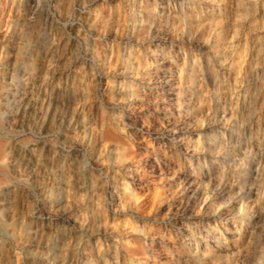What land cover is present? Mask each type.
<instances>
[{"label": "bare ground", "instance_id": "bare-ground-1", "mask_svg": "<svg viewBox=\"0 0 264 264\" xmlns=\"http://www.w3.org/2000/svg\"><path fill=\"white\" fill-rule=\"evenodd\" d=\"M16 1L0 0V173L11 124L40 76L41 92L64 106L43 134L57 130L64 139L90 123L126 177L123 207L132 215L109 228L108 213L98 207L94 219L85 201L71 214L56 191L45 250H28L25 264H100L83 231L103 236L105 264H264V0H55L63 26L54 28L49 0H25V14L13 19ZM37 10L45 15L29 39ZM68 20L79 23L67 30ZM59 75L62 84L50 87ZM55 157L66 178L77 174L70 199L81 203L83 166ZM105 176L109 185L111 171ZM158 201L164 207L155 210ZM42 204L41 213L49 211ZM29 232L24 247L35 243Z\"/></svg>", "mask_w": 264, "mask_h": 264}, {"label": "rangeland", "instance_id": "rangeland-1", "mask_svg": "<svg viewBox=\"0 0 264 264\" xmlns=\"http://www.w3.org/2000/svg\"><path fill=\"white\" fill-rule=\"evenodd\" d=\"M24 1L25 0H17L15 2L14 10L12 11L13 19L25 14V12H23L25 9ZM59 2H60L59 5L61 6L65 4L64 0H61ZM49 3H50L48 5L49 8L46 9V14L50 16L51 19L50 24H52L50 25L51 28H54L55 26H63L62 23L63 19L58 18L59 15L57 16L55 15L54 4L56 5L57 1L49 0ZM19 12L21 15L18 14ZM42 12H43L42 10H37L35 12L28 26V27L32 26L30 27L31 30L30 28L27 27L26 38L31 39L32 37H34V33H36V30L38 29L39 25L43 20L42 19L44 17L43 15H45V13ZM52 20L54 21V23L52 22ZM72 22L74 24L79 23L78 21L68 20L67 22L68 25L66 24L65 26L67 30H70L68 26L72 25L73 24ZM62 59H63L62 65H65L67 61L66 55H64ZM38 77L40 78V76L37 77L35 76L33 78V80L35 79L34 80L35 82L33 81V87L31 88V92L34 93L32 100L25 98L23 107L21 109L23 114L21 113V111H20L21 114L19 113L16 114L17 115L15 116L16 119L14 120L13 125L11 124V127L15 129L14 131L15 134L7 137V142H8L7 144H9V147L7 145L8 153L6 154V158L8 160L7 172L5 174L0 173V178L2 179L1 181H3V183H5L6 185V192H4L3 195L0 194V199L5 198V200L7 199L9 201V203L5 204L6 206L0 204V264H25V259L28 250L34 252L45 250V239L47 236L46 234H48L46 233L45 223L49 221L51 222L55 221L53 198L56 191L62 190L63 196L66 195L65 197L66 199L64 198V200L65 202L69 200V202L66 203L68 204L69 213L71 214L74 213L76 209L77 211L79 210L80 204L83 206V203L85 201L86 202L88 201L87 205L89 210V216H92L94 219H97V216L99 215L95 211L100 212L99 209H102L105 213H108L109 218L113 219V222L108 224L109 228H112V225L115 227V223L117 224L121 223L124 218L128 217V219L132 220V215L126 212L125 208L123 207L124 206L123 201L125 200L126 202V200H128V198H125L126 196L123 191V183L126 182L125 181L126 177L122 174L121 169L117 168V166L115 165L116 162L111 161L110 164V161L105 154L106 148L99 141L100 140V138H98L99 136L97 134H96L97 136L91 135V133L89 132L91 128L90 123H88L85 126L86 128L85 131L80 125L77 126L75 130H70L69 131L70 137L64 136V139L62 135H60L61 133L58 132L57 130H53L52 134L51 133L43 134V132L46 129L45 127H48L47 125H49V127L53 125L52 126L53 129L56 127L55 113H57L59 109H63L64 106L62 103H60L61 99L60 100L58 99V101L56 102L54 101L53 103V98L51 97L52 98L51 99L50 95H48L47 93L43 94V92H41L40 85H38L37 83L39 82ZM98 78L99 80L101 79L99 81V87L101 90H104L107 86V84H105L106 79L102 75H98ZM62 82H63L62 75H59L58 77L51 79V81H49L50 87L52 88H55L56 86L59 87V85H61ZM35 83L37 84L38 87H35L36 86ZM37 92L38 94L39 93L40 94L38 95ZM43 100L44 102H42ZM86 106L88 105L83 106L84 108L82 107L83 108L82 110L80 109L81 111L80 114L84 119L88 118L90 115L88 112H86L85 109ZM28 108L30 110H28ZM17 117L21 119H18ZM18 120L21 121L19 122ZM23 121L25 124L23 123ZM17 123L19 124V126ZM43 123L46 124L44 125ZM14 124L17 125L15 126ZM24 125L25 126L28 125V127L27 126L25 127ZM80 131L82 132L80 133ZM0 133H2L1 130ZM54 138L56 140H54ZM55 146L59 148L57 149V147ZM57 151H59L60 153L59 152L57 153ZM61 153L63 155L68 156L66 157L67 161L72 160V163L74 162L73 163L74 165L76 163L81 164L84 168V172H85L84 175L87 182L84 184V186L81 187V189L83 188L82 189L83 200L79 204H77V201L70 199V195L73 194V192L75 191V189H77L78 186H80V185L76 186L77 174H75L73 171L69 172L70 174L66 178L64 166L61 167L59 164L60 162L56 159L57 157H55L58 155L63 157ZM28 156H30L31 158L29 159ZM78 156L80 159L78 158ZM33 157H35L36 160V161L34 160L35 162L33 161L34 159ZM46 157H48L49 159ZM26 158L29 159V161L32 160L31 163L32 162L34 163L31 165V163L25 162L28 161L26 160ZM28 166L32 167V169L29 170ZM58 168L60 169L58 170ZM107 169L110 170L112 173V177H111L112 180L110 179L111 183L109 185H108L109 180H107L108 178L107 176H105V174H107L108 172ZM31 171L33 172V174ZM96 171L98 172L97 174ZM61 177H62V181L64 182H67L66 180L68 178L70 179L67 183L68 185L58 184L57 180L61 179ZM105 179L107 181L103 182ZM110 188L114 190L113 197L116 198H114L110 202L109 207L108 206L105 207L103 205L104 197L107 194V190ZM64 189L66 190V192L64 191ZM129 201L131 202V200ZM42 202H44V204L47 203L46 205L48 206L47 208L49 210L47 211L48 214L47 212L41 213L42 211L40 209L41 207L39 208L38 206H43ZM126 203L128 204V202ZM155 206H156L155 210L164 207L162 205V202L159 201ZM91 207L93 208L92 211L90 210ZM51 209L53 210V212L50 211ZM109 209L111 210V212ZM180 221L181 224L182 223L185 224L186 222H188V219L185 217L184 218L178 217V223ZM165 222L166 224H169L170 220L166 219ZM260 222L263 225V236H264V213ZM127 227L128 225H126L124 228ZM30 229L34 230L35 232L34 234L35 243L29 244L28 245L29 247L26 246L27 247L26 248L23 245V241L30 236V232H29ZM180 229L182 230L181 225H180ZM77 234L78 236H81L82 239H89V242L91 243L93 248L94 255H96V257L100 260L99 263L105 264L106 262L105 248H104V243H101V238L103 236L101 234L90 233L89 231H83V233H77ZM98 235L99 237H97ZM106 242L113 244L111 239H109L108 241L106 240ZM244 264H251V260L248 258L244 259ZM259 264H263V263L261 262Z\"/></svg>", "mask_w": 264, "mask_h": 264}]
</instances>
